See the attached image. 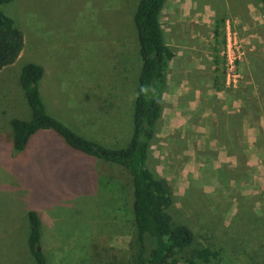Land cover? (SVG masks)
<instances>
[{"label":"rangeland","instance_id":"1","mask_svg":"<svg viewBox=\"0 0 264 264\" xmlns=\"http://www.w3.org/2000/svg\"><path fill=\"white\" fill-rule=\"evenodd\" d=\"M138 1L12 0L0 7L22 32L24 42L17 60L0 71V264H35L27 243L25 208L40 215V246L47 264H135L140 246L128 171L116 164L124 172L120 175L101 165L96 187L95 169L66 151L87 159L94 157L71 149L52 130L37 131L26 151L15 152L9 121L29 120L31 116L18 79L22 67L33 63L43 68L38 91L47 114L104 148H124L129 140L123 147L114 139H123L127 133L130 139L132 133L127 103L135 95L141 66L132 20ZM238 1L241 3L165 0L161 23L177 20L173 14L183 12L188 30L190 26L205 29L213 13L230 18ZM225 45L226 31L220 56L222 74ZM239 51L242 55L236 65L240 78L233 88L239 86L243 75L249 78L250 89L256 85L264 92V48L247 56L248 67L241 72V45ZM116 98L121 105L116 106L113 117L109 112L114 105L107 111L106 104ZM256 101L260 106L257 113L264 118V93ZM241 105L233 110L229 123L219 127L220 134L214 137L217 152L232 154L238 147L248 148L247 142L241 143V133L244 126L251 127L252 119L248 105ZM259 133L251 141L255 154L250 156L248 169L241 167L240 160L238 167L219 169L218 160H204L207 155L203 154L204 159L198 160H203L201 169L191 168L190 160L188 173L179 176V188L174 182L173 187L169 185L172 203L167 212L171 223L184 225L193 234L190 246L175 252V264H188L199 248L218 251L219 259L207 263L196 259L198 264H264V129ZM40 136L42 141L48 139L43 150L47 156L54 153L52 160L39 159L35 153ZM166 171L171 172L170 166Z\"/></svg>","mask_w":264,"mask_h":264},{"label":"crops","instance_id":"2","mask_svg":"<svg viewBox=\"0 0 264 264\" xmlns=\"http://www.w3.org/2000/svg\"><path fill=\"white\" fill-rule=\"evenodd\" d=\"M246 1L241 0V3L238 1L230 18L222 16L218 18L217 14L213 13L208 19L205 29L200 30L191 26L190 30L187 29L188 24L182 20L183 12L181 14L175 12L173 15L177 17V20L172 22L168 20V24L165 25L161 23L162 13L159 14L163 41L173 52V58L168 62L166 86L161 97V112L156 121L155 136L148 150L146 166L156 178L165 179L171 187L175 183L179 188L181 185L178 181L179 176L188 173L187 169L191 167L190 164L188 165L190 160L193 161L191 168L197 169L203 167V160L199 162L198 160L204 159V155H207L204 160L210 158L218 160L220 162L219 169L223 166L235 168L236 165L238 167L237 160L241 161V167L248 169L250 156L254 157L255 151L250 149L251 141L260 134L261 128L264 129V118L259 117L260 113H257L260 111V106L256 97L259 98L264 92L263 90L260 91L256 85L250 89L249 78H245L243 73H241L242 77L238 87L226 88L223 84L220 57L223 48V34L227 30L235 35L239 46L241 45L244 50L243 59L238 66L239 71L242 68L244 71L248 67L247 56L250 53H256L261 47L264 48V10L257 1ZM221 18L224 19L223 23ZM187 38L190 39L189 42H187ZM261 88L264 89L262 86ZM135 96L136 94L131 96L127 103V110L131 109L130 116L133 113ZM243 102L248 105V113H251L252 119L251 127L244 126L245 129H242L241 133V138L244 139L241 143L243 145L244 142H247L248 148L245 149L244 146L240 148L237 145L238 149H235L236 152H231L232 154L227 150L217 152L214 150L217 143L214 137L219 136V127L229 123V119L234 116L233 110L241 108ZM112 104L115 107L111 106ZM261 104L264 105V102ZM106 105V108L112 107L109 113L110 116L115 117L116 106L121 105V103L116 98ZM240 111L238 114H241ZM261 111L264 115V109ZM242 122L246 121L242 120ZM104 123L101 122V125ZM108 125L111 126L112 124L108 122ZM235 125L238 126V121ZM42 132H47V130H42ZM46 140L48 139L41 140L40 143L36 141L35 153L39 159L52 160L54 153L52 152L47 156V152L43 150L47 145ZM128 140L129 135L127 133L123 139L115 138L114 142L121 141V145L125 146ZM101 146L103 147V144ZM26 150L27 145L23 152ZM66 152L68 156L78 162L89 163L92 169H95L96 187L99 178L97 171L101 169V165L114 168L112 170L120 175L124 174L122 169H117L119 167L116 166V163L96 157L87 159L88 157L75 155L71 151ZM169 166L170 173L166 171ZM125 174V180H127L129 178L128 173ZM30 211L35 210L25 208L26 217Z\"/></svg>","mask_w":264,"mask_h":264},{"label":"trees","instance_id":"3","mask_svg":"<svg viewBox=\"0 0 264 264\" xmlns=\"http://www.w3.org/2000/svg\"><path fill=\"white\" fill-rule=\"evenodd\" d=\"M12 0H0V7ZM264 8V0H258ZM165 0H139L133 15L137 33L141 66L135 88L132 113V133L128 144L120 149H107L90 141L46 113L41 101L38 82L43 68L25 64L19 74V87L30 109L29 120L13 118L9 121L11 143L15 152H22L29 138L38 130H52L66 144L82 154L100 158L123 166L131 176L132 212L136 238L140 249L135 264H175L177 250L190 246L193 234L184 226H173L167 212L172 193L165 179L156 178L146 166L150 144L155 136V125L161 112V97L166 86L168 62L173 52L163 41L159 14ZM22 32L11 18L0 9V71L12 65L23 49ZM28 247L35 264H47L40 247V218L37 212H28ZM188 264L218 260V251L199 248L193 251ZM215 264H219L216 262Z\"/></svg>","mask_w":264,"mask_h":264},{"label":"built area","instance_id":"4","mask_svg":"<svg viewBox=\"0 0 264 264\" xmlns=\"http://www.w3.org/2000/svg\"><path fill=\"white\" fill-rule=\"evenodd\" d=\"M226 48L224 51L225 64L223 73V84L226 88H233L239 81V73L237 71V60L240 59L242 53L239 51V43L235 35L228 30L226 31Z\"/></svg>","mask_w":264,"mask_h":264},{"label":"water","instance_id":"5","mask_svg":"<svg viewBox=\"0 0 264 264\" xmlns=\"http://www.w3.org/2000/svg\"><path fill=\"white\" fill-rule=\"evenodd\" d=\"M41 249V247H37V250H40Z\"/></svg>","mask_w":264,"mask_h":264}]
</instances>
